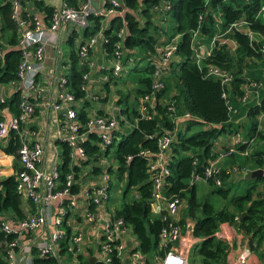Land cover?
Returning a JSON list of instances; mask_svg holds the SVG:
<instances>
[{
	"label": "trees",
	"instance_id": "trees-1",
	"mask_svg": "<svg viewBox=\"0 0 264 264\" xmlns=\"http://www.w3.org/2000/svg\"><path fill=\"white\" fill-rule=\"evenodd\" d=\"M170 2L167 11L158 12L154 9V5L159 3V0H122L125 8L123 18L126 21V34L123 39L125 57L124 60L122 59V64L132 60L133 69L138 72L136 66L138 61L146 59L148 62L143 69L144 74L134 79L132 95L137 104L140 98L151 92L155 60L158 56L156 46L175 40L176 50L168 65L163 67V73L159 78L164 83V88L155 92L154 105H148L152 118L138 120L137 127L126 133H120L123 122L119 121L117 129L112 132L113 143L105 147L100 144V139L95 134H90L92 141L88 139L84 143L86 157L81 165L89 169V175L106 173L109 176L107 208L114 217H121L131 228L137 249L144 255V264H153V257L163 254V250L159 248V232L163 222L150 210L151 177L146 159L138 155V152L149 150L154 153L157 150L158 136L164 132L170 133L172 137L168 149L170 176L166 179L165 192L167 195L176 193L181 200L186 193H189L187 211L180 224H184L186 219L193 221L192 236L200 239L192 245L193 248H197L200 258L196 262L188 261V264H226L229 246L215 235L222 223L232 225L237 232H241L246 237L252 236L255 248L264 238V186H259L260 182L264 184V174L256 178L250 177L252 170L257 168L264 170V142L254 143L255 140L264 141V135L258 129V117L264 111V58L256 51L257 46L252 45L248 37L238 31L225 35L226 38L237 42L238 46L234 52H231L226 45L215 46L209 56L197 62L194 46L208 43L215 34L224 32L227 26L240 18L253 20L264 0H243V3L237 0H209L208 4H205V0H170ZM21 3L23 18L32 19L28 17V13L32 14V12L23 9V5L27 4L33 10L41 12L39 16L45 24L50 22L53 6L43 0H21ZM67 3L78 7L80 0H67ZM200 16L202 19L199 18ZM91 20L92 26L83 31V40L101 28L100 17H91ZM109 23L108 27L102 29L107 39L103 44L107 58L110 57L114 44L118 41L117 31L123 25L119 16H115ZM252 28L262 29V24L255 22ZM195 30L198 33L193 38L192 34ZM76 35L74 33L68 40L71 46L68 78L76 98H82L85 93L80 89L81 78L88 68L83 61H80L74 49ZM18 39L19 30L17 22L12 17L11 1L0 0V87L16 78L21 58ZM139 49L143 50V54L138 55ZM213 66L231 74L232 81L223 84L218 77L208 74V69ZM103 73H108L109 76L103 81L100 89L105 87L109 90L112 76L106 69L102 70ZM249 81H256L261 87L257 89L256 94L242 102L238 97L244 93ZM93 84L90 86V92ZM224 92L228 94L230 106L235 112L228 109L229 105L222 96ZM18 99V91L13 92L8 98L7 103L12 114L18 113ZM173 99L175 110L170 111L168 103ZM114 101L116 104L121 102V99L115 96ZM106 102L107 96L99 95L98 101L93 103L97 104L96 107L99 106L96 113L104 114L103 108ZM88 104L87 100L84 101V105ZM2 106L0 104V107ZM121 112L127 122H134L137 116L135 108L131 112L128 107L121 108ZM186 114L189 116H185ZM240 115L247 118L245 130L241 133L247 143H240L237 148L241 151L246 150L247 153L245 155L233 153L224 159L223 165L219 164L223 169L221 184L216 185L217 188L211 192L216 195L215 201L209 198L211 193L197 199L196 185L190 184L188 180L193 173H200L207 161L216 156L212 151L218 146L217 142L222 134H233L238 131L239 124L236 123L234 126L232 119ZM79 119L81 121L86 119L84 106L79 110ZM195 125L200 128L189 134L188 131ZM118 134L122 135L112 154L117 167L115 170L111 166L100 167L102 154L109 153ZM250 139L252 142L249 144ZM18 144L17 134L11 130L6 137L4 148L6 153L12 154L16 159L15 172L19 169ZM60 149V176L64 180V175L69 171V149L66 143H62ZM128 156L132 158L127 161ZM227 166H235L241 172L247 171L245 175L240 174L249 182L243 193L231 194L230 187H224L229 179V174L224 172ZM77 170L78 167L74 166L75 177H78ZM112 175L116 182H120L119 184L124 181L123 191L111 182ZM206 183L213 182L209 180ZM16 185L15 174L0 182V218L8 211L15 219L26 216L23 202L16 193ZM76 189L75 186L72 191ZM130 190H132L131 197L126 199ZM112 191L114 196L110 199ZM119 198L121 201L116 204L113 200ZM11 239L12 236L5 234L0 226V264H5L7 244ZM91 251L85 249V252L76 255V258L81 262ZM61 255L67 263L73 258L70 251L63 250ZM50 262L52 259L44 257L34 259L35 264ZM113 264L119 263L115 260Z\"/></svg>",
	"mask_w": 264,
	"mask_h": 264
},
{
	"label": "built area",
	"instance_id": "built-area-1",
	"mask_svg": "<svg viewBox=\"0 0 264 264\" xmlns=\"http://www.w3.org/2000/svg\"><path fill=\"white\" fill-rule=\"evenodd\" d=\"M12 17L17 22L19 30L18 46L21 51V58L16 73V78L11 80L5 87L12 88L19 92L18 113L12 114L10 119L6 116L11 114L7 103L9 93L3 86L0 87V141L6 139L8 133L13 130L18 138V161L19 169L15 172L17 185L16 193L26 206V216L15 219L12 215H4L0 218V226L5 234L12 239L7 244L5 264H35L34 259L39 257L52 259L50 263L44 264H89L87 256H95V264H113L115 260L119 264H144V255L135 246H127L123 236L128 225L121 217H114L107 208L109 191V176L106 173L89 175V169H85L81 162L85 160L86 151L84 143L89 139L90 134H95L100 139V144L105 147L113 143L112 132L117 129L119 121L126 124V118L121 108L110 104L104 114L96 113L93 103L98 101L99 95L90 92V86L95 81L92 77L96 63L93 53L97 45L101 47L106 64L100 66V70H108L111 76H119L123 70V39L126 34V21L123 18L125 8L119 0H105L104 5L94 6L93 0H80L78 7L70 6L67 0H59L53 5L51 20L45 24L40 16L28 13L25 19L22 16L21 0H10ZM209 0H205L208 4ZM170 0H159L154 5L158 12H165L170 8ZM119 16L123 25L117 31L118 41L114 44L110 57L103 48L107 42L102 28L96 33L89 35L76 47L80 61H83L88 70L82 74L80 89L85 95L76 98L71 89L68 66L63 62L61 44L68 42L73 34H78L75 27L89 28L93 21L91 17H100L102 20L108 17ZM202 19V17H199ZM255 22L262 24V29H253ZM234 31L246 35L250 43L257 46V52L264 58V2L253 16V20L240 18L231 23L224 32L215 34L206 43H199L194 46L196 61L209 56L215 46L226 45L234 52L237 49V42L225 35ZM198 31H193V38ZM77 35L75 37V40ZM253 46V47H254ZM49 50H52L49 53ZM176 50L175 40L165 45L158 44V54L154 66V80L151 85V92L145 94L138 100L137 116L134 118L133 126L137 127L138 120L151 119L152 115L148 105H154L155 92L164 88V83L159 80L163 73V67L167 66L169 60ZM69 58V57H68ZM112 58L111 63H109ZM208 74L218 77L223 84L232 81V75L218 67H210ZM42 75L50 81L54 87V95L45 98L43 88L40 86L37 77ZM109 74L103 73L99 77L103 81L108 79ZM261 84L256 81H249L245 91L238 99L245 102ZM222 96L231 108L228 94ZM42 105L46 110L38 115L36 108L40 105L39 100L43 99ZM89 102V109L86 111V119H79L80 106L84 101ZM175 100L168 103V109L174 111ZM42 117V122L37 121ZM185 116H189L186 114ZM264 120V111L258 117V121ZM57 125V146L51 147L52 161L47 168V150L50 142L49 132L51 125ZM150 137V136H149ZM172 137L170 133L164 132L157 138V150L151 153L149 150H140L138 155L146 159L148 172L151 177L152 189L150 196V210L160 217L163 225L159 232V248L163 254L153 257V264H188L189 246L181 243V237L185 233L192 235L194 222L186 219L180 224L181 199L178 194H166V179L170 176L168 165V149ZM252 142L250 139L249 144ZM68 146V157L70 159L69 171L60 176L61 144ZM245 144L241 133L235 132L225 149L221 150L216 146L212 154L216 156L209 159L203 166V170L192 174L191 183L211 180L215 185L221 184V173L223 169L219 162L233 153L245 155L246 150L237 148L238 144ZM59 148V149H58ZM132 157L128 156L127 161ZM195 163V161H194ZM74 166L78 167L75 177ZM84 170L86 183L80 173ZM226 174H242L247 171H239L237 167L227 166L224 169ZM84 177V178H85ZM77 187L72 191L73 187ZM81 198L85 202L81 201ZM96 227L98 231L90 235L88 230ZM195 238V237H194ZM85 249L92 250L90 254L78 261L76 255L83 254ZM63 250L70 251L73 258L67 263L62 258ZM243 256H240V259Z\"/></svg>",
	"mask_w": 264,
	"mask_h": 264
},
{
	"label": "crops",
	"instance_id": "crops-1",
	"mask_svg": "<svg viewBox=\"0 0 264 264\" xmlns=\"http://www.w3.org/2000/svg\"><path fill=\"white\" fill-rule=\"evenodd\" d=\"M46 4L53 6L52 4H56L59 0H50L49 2L46 0H43ZM104 1L99 2V0H94V6H103L104 5ZM120 3H122V0H119ZM23 9L27 10L29 12H32L34 15H39L41 12H37V10H33L32 7H28L27 4L23 5ZM115 17V16H114ZM114 17H108L104 20L101 21V25L100 27L102 29L106 28L109 26V22L110 20H112ZM41 18V17H40ZM70 39V38H69ZM76 49V48H75ZM52 50H49V53ZM69 57V55H68ZM93 57L95 59V62H97V67L95 69H93L92 72V77L95 78V81L93 82L94 84L91 87V92L96 93L95 89L98 88V83L97 81L100 79L99 75L102 74V70H100V66H102L103 64H106V62L104 61V56L101 53V47L99 45H97L96 48V52L93 53ZM69 59V58H68ZM132 61V60H131ZM70 63V61H69ZM70 70V68H69ZM68 70V72H69ZM37 80L40 84V86L43 88V93L45 98H48L51 95H54V91H55V87L54 85L46 80L42 75H39L37 77ZM5 87V85H4ZM7 89V93H9L8 98H10V96L12 95L13 92H15L12 88H8L5 87ZM97 94V93H96ZM7 98V101H8ZM44 100L41 99L39 100V106L36 108L37 112L35 115L41 114L46 110V107L42 105V101ZM109 102L107 101L104 104V111H107L109 109ZM96 109H99L98 107H95ZM103 111V112H104ZM11 114H8L6 116L7 119H10ZM39 122V124L42 122V117L40 116L37 120ZM234 126H236V123L239 124V126H237V130L239 131V129L241 130V133H243V131L245 130V125L247 122V118L244 115H240L235 119H232ZM234 129V128H233ZM258 129L262 132V134L264 135V120L259 121L258 124ZM58 128L57 125L55 123H53L51 125V129L49 132V138H50V142H49V146H48V150H47V164L46 167L47 168H51L50 167V162L52 161V152H51V147L52 146H57V136H58V132H57ZM232 138V134H222L219 139L218 142L219 144L222 145H228L230 140ZM260 142H264L263 140H255L254 143H259ZM6 146V139L0 141V182L5 179L8 176L14 175L15 174V163H16V159L12 154L6 153L5 151V147ZM59 149V148H58ZM225 162V160H221L219 163L220 165H223V163ZM225 165V164H224ZM20 167V164H19ZM84 170V169H83ZM87 170H84V174ZM264 174V171H263ZM84 182L86 183V179L87 177L83 178ZM81 201L85 202L84 199L81 198ZM24 206V205H23ZM25 212H26V206H24ZM180 219H182V216L180 215ZM98 231V228L93 227L91 229L88 230V233L90 235H94L96 232ZM216 237L224 240L227 244H228V250H227V254H226V264H264V242L261 243L259 249L260 252L262 254V258L259 256V254L257 252H249L248 251V246H246L245 242H247V237L244 236L241 232H237L236 229L232 226L229 225L228 223H222L218 229V231L216 232ZM199 238H194L192 235H190L189 233H185L184 235H182L181 237V243L185 244L186 246H189V250L192 247L193 244H195L197 241H199ZM127 246H131V238H128L127 241L125 240ZM255 245V244H254ZM240 256H243L240 259Z\"/></svg>",
	"mask_w": 264,
	"mask_h": 264
},
{
	"label": "rangeland",
	"instance_id": "rangeland-1",
	"mask_svg": "<svg viewBox=\"0 0 264 264\" xmlns=\"http://www.w3.org/2000/svg\"><path fill=\"white\" fill-rule=\"evenodd\" d=\"M46 1L49 2L50 0H46ZM101 1H103V0H99V2H101ZM237 1L239 3H243V0H237ZM52 5H54V4H52ZM75 29L77 30L78 34H77V38H76V40L74 41V44H73L74 49L77 47L78 43L80 42L81 37L83 35V31H84V28H81V27H75ZM70 48H71V46L68 44V42H63L61 44V50H62V54H63V62L67 66L69 64L68 55H69V52H70ZM139 50H140V52H139L138 55L143 54V50L142 49H139ZM124 57L125 56H123V60H124ZM135 60H137V59H135ZM111 62H113L112 58H110L109 63H111ZM133 62L134 61H130V62L126 61V62L123 63V71L121 73V76H116V77L112 76V79L109 81V90L106 89L105 87L100 89L102 87V84H103V80L102 79H99L97 81L99 86H98L97 89H95V91L98 92V95L107 96V101L109 102V104H115V101L113 102L114 97L115 96H119L120 99H121V102L116 103L115 105H117V106H119L120 108H123V109L128 107L130 112L132 111L133 108H135L136 110L138 108V104H137L134 96L132 95L133 94L132 87L135 84L134 83V79L137 78L138 76H141V75L144 74L143 69L147 66V63H148L146 59L139 60L137 65H136L137 68L139 69V71L137 72V71H135L133 69ZM92 105H93V107H96L97 104H92ZM80 106H84V108L89 109V106L84 105V103H82ZM133 127H134L133 126V122L128 121L126 124H123V126L121 127L120 133H122V132L126 133V132L130 131ZM199 128H200V126L195 125L194 127H192L188 131V133L191 134L192 132L198 130ZM236 132L241 133V130L239 129V131H236ZM121 135L122 134H118L116 136L115 144L110 148L109 153L107 155H103L102 154V157H101L102 161H101V163L99 162L100 167L107 168L108 166H111V168L113 170H115V168L117 167V163L113 159L112 154H113V151L115 149V145L118 143L119 139L121 138ZM217 145L219 146V148H221V150L226 148V147H222L218 142H217ZM89 168H91V165H89ZM80 175H81V177L84 178V170L80 173ZM111 182L113 184H116L120 188L121 191L124 190V188H125L124 181L121 184H119L120 182H116L115 178L112 175ZM188 182L191 183V180L189 179ZM195 185H196L197 199H200L203 195L210 194L212 192V190H215L217 188V186L215 184H213V183L196 182ZM248 185H249V182L246 181L244 178H242V176L240 174H229V179L224 184V187H230L231 194H241L248 187ZM262 185L264 186L263 182H260L259 186L261 187ZM131 193H132V190H130L127 193L126 199H129L131 197ZM188 195H189V193L185 194V196L182 198V201H181V204H180L179 214L182 217L185 215V213L187 211ZM113 196H114V193L112 191V192H110V199L111 198L113 199ZM117 196L120 197V194L117 193ZM209 198L212 201H215L216 200V195L211 193L209 195ZM113 201L116 204H118L121 201V199L119 198V200L115 199ZM6 214L10 215L11 212L8 211ZM128 238H131V245L135 244V246H136L135 237H134V235H133V233L131 231V228L129 226L126 228V232H125V234L123 236V239H125L126 241H127ZM262 242H264V238L261 241V243ZM245 243H246L245 245L248 246L247 242H245ZM261 243L255 248V252H257L259 254V256L262 258V254H261L260 249H259ZM199 258L200 257H199L197 248H193V246H192L190 248V250H189L188 261L196 262V261L199 260Z\"/></svg>",
	"mask_w": 264,
	"mask_h": 264
},
{
	"label": "water",
	"instance_id": "water-1",
	"mask_svg": "<svg viewBox=\"0 0 264 264\" xmlns=\"http://www.w3.org/2000/svg\"><path fill=\"white\" fill-rule=\"evenodd\" d=\"M263 169L262 168H257L255 170H252L250 172V177L251 178H256L258 176H261L263 175ZM247 245H248V251L249 252H254V249H255V245L253 243V239H252V236H248L247 237ZM87 260L89 262V264H95V256H87Z\"/></svg>",
	"mask_w": 264,
	"mask_h": 264
}]
</instances>
